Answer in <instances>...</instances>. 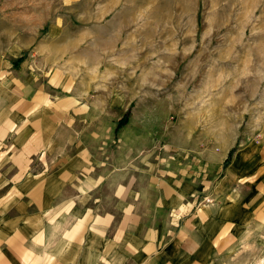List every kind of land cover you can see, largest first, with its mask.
<instances>
[{"label":"rangeland","instance_id":"rangeland-1","mask_svg":"<svg viewBox=\"0 0 264 264\" xmlns=\"http://www.w3.org/2000/svg\"><path fill=\"white\" fill-rule=\"evenodd\" d=\"M110 5L112 11L103 10ZM57 19L63 24L55 29ZM119 22L128 26L126 37L106 49L109 58L99 57L98 47ZM51 32L57 40L37 58ZM16 44L22 50L13 56ZM0 50L5 70L61 69L79 85H112L118 99L132 101L117 132L131 115L150 117L146 126L158 149L172 145L185 157L195 150L199 163L205 149L215 159L228 148L212 173L211 199L199 194L191 213L206 209L213 217L214 203L232 196L252 219L244 227L226 225L212 244L195 225L165 236L160 247L174 245L166 259L178 258L176 264H264V0H0ZM232 163L235 181L216 194ZM141 207L155 210L149 202Z\"/></svg>","mask_w":264,"mask_h":264},{"label":"crops","instance_id":"crops-1","mask_svg":"<svg viewBox=\"0 0 264 264\" xmlns=\"http://www.w3.org/2000/svg\"><path fill=\"white\" fill-rule=\"evenodd\" d=\"M62 24L57 19L52 26ZM127 29L123 22L110 29L99 57L109 58L106 49L124 39ZM51 34L33 56L45 57L56 39ZM16 36L13 44L20 42ZM12 50L18 56L22 49L16 44ZM101 86L79 85L76 75L61 69L24 73L0 67V264H176L178 258L166 259L174 245L160 247L165 236L196 225L212 244L226 225L244 227L252 219L232 196L214 203L213 217L206 209L191 213L199 194L210 198L212 173L222 167L228 148L215 159L205 149L199 163L195 150L185 157L172 145L158 149L146 126L150 117L131 115L117 132L132 101L118 99L112 85ZM239 155L241 150L234 159ZM233 169L232 163L216 194L235 181ZM198 173L204 175L199 182ZM148 196L153 198L144 200ZM148 202L155 206L152 213L141 207Z\"/></svg>","mask_w":264,"mask_h":264},{"label":"trees","instance_id":"trees-1","mask_svg":"<svg viewBox=\"0 0 264 264\" xmlns=\"http://www.w3.org/2000/svg\"><path fill=\"white\" fill-rule=\"evenodd\" d=\"M22 60H23V57H21V58L17 61V63L21 62ZM17 63H16V64H17ZM129 115H130V112H128V113L123 117V119H121V120L119 121V124L121 125V124L126 123V122L128 121V117H129Z\"/></svg>","mask_w":264,"mask_h":264}]
</instances>
